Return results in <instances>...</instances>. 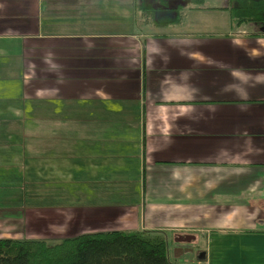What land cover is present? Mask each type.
I'll use <instances>...</instances> for the list:
<instances>
[{
	"label": "crops",
	"instance_id": "obj_1",
	"mask_svg": "<svg viewBox=\"0 0 264 264\" xmlns=\"http://www.w3.org/2000/svg\"><path fill=\"white\" fill-rule=\"evenodd\" d=\"M221 2L158 27L134 0H0V239L152 231L174 263L264 264V30Z\"/></svg>",
	"mask_w": 264,
	"mask_h": 264
},
{
	"label": "trees",
	"instance_id": "obj_2",
	"mask_svg": "<svg viewBox=\"0 0 264 264\" xmlns=\"http://www.w3.org/2000/svg\"><path fill=\"white\" fill-rule=\"evenodd\" d=\"M134 2L143 23L158 27L179 23L185 6L196 10L206 4V0ZM227 4L225 10L235 27L264 26V0H227ZM167 238L162 232L112 231L80 234L54 245L41 240L0 239V264H186L171 262Z\"/></svg>",
	"mask_w": 264,
	"mask_h": 264
},
{
	"label": "rangeland",
	"instance_id": "obj_3",
	"mask_svg": "<svg viewBox=\"0 0 264 264\" xmlns=\"http://www.w3.org/2000/svg\"><path fill=\"white\" fill-rule=\"evenodd\" d=\"M222 0H206V2L211 6V5H221ZM191 13H194L192 15H195L196 18H205L204 21H207V22H211V23H218L219 25L218 26H221V30L223 29V26L226 24V22L228 21V18L224 17L223 15H221V13L217 12V13H213V14H209V13H205L203 11H197V12H191ZM167 16V15H166ZM166 16L164 15L163 18H166ZM215 16V17H214ZM214 17V18H212ZM99 20H97V22L93 23L94 26L96 27H102L103 25L105 26L103 31H110L111 29H113L114 27L118 26L119 25V22H117V19L116 17H112V16H104V17H100V18H97ZM118 19H121L120 17H118ZM226 21V22H225ZM204 22H201L200 20L197 21V22H194V24H190L191 26L194 27L195 29V32L196 31H208L210 33H214V31L218 30L214 27H210V28H206L204 25ZM188 25V27L190 28L191 26ZM91 26H87L85 28H90ZM206 28V29H205ZM191 29V28H190ZM258 30H264V26L260 27L258 26L257 28ZM192 30V29H191ZM190 30V31H191ZM189 31V30H188ZM141 179V178H140ZM140 179L138 178L137 180V184H134L133 185V191L131 194H133L134 192H136L135 190H138V184L140 183ZM1 203H9V200H2ZM175 237H178L176 235H173V234H170L167 238L168 240V248H169V259H170V256H171V262H173L174 257L172 255V249L171 247H173L175 245V240L174 238ZM193 244V243H192ZM54 245V244H53ZM187 245H185L184 248H190V250H197V246H188L186 247ZM171 249V250H170ZM171 254V255H170ZM188 264H198V263H195V262H192V263H188Z\"/></svg>",
	"mask_w": 264,
	"mask_h": 264
}]
</instances>
